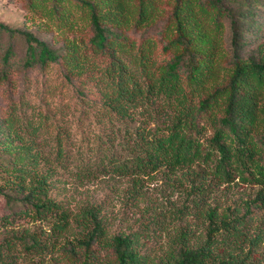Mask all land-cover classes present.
<instances>
[{
	"label": "trees",
	"instance_id": "obj_1",
	"mask_svg": "<svg viewBox=\"0 0 264 264\" xmlns=\"http://www.w3.org/2000/svg\"><path fill=\"white\" fill-rule=\"evenodd\" d=\"M82 2L89 9L90 42L109 61L98 78L101 83L96 82L101 130L95 135L94 167L80 166L79 176L108 174L140 183L155 171L183 169L181 176L187 174L200 193L211 187L210 182L256 184L252 200L264 206V57H242L235 49L226 82L216 83L224 66L216 57L217 41L203 25L210 18L218 29L220 15L231 16L236 45L237 11L223 0H174L170 21L161 31L167 38L162 48L172 55L160 60L154 54L157 38L146 35L132 50L134 39L121 29L131 20L134 25L150 24L160 0ZM0 28L24 37L26 63H44L61 55L69 68L82 67L75 45L60 52L29 30L3 22ZM8 55L5 50L2 58L8 61ZM5 120L10 134L6 146L13 145L18 153L0 171V194L8 206L1 222L21 227L0 243L1 262L8 257L16 263L19 256L29 255L38 256L33 264H42L48 254L58 250L75 254L78 248L93 261L91 246L96 243L113 249V264H152L154 257L150 260L138 249L139 231L108 236L97 206L73 212L52 195L55 167L69 157L60 134L51 156L35 137L36 123H20L14 112ZM19 150L26 153L23 161ZM204 197L193 199L197 209ZM201 212L208 219L205 238L190 243L181 232L156 255L155 264H261L252 259L251 248L243 251L238 243L245 233L237 217L220 215L209 204ZM23 221L27 224L21 225ZM34 221L35 227L28 224ZM67 231L71 236H65Z\"/></svg>",
	"mask_w": 264,
	"mask_h": 264
},
{
	"label": "rangeland",
	"instance_id": "obj_2",
	"mask_svg": "<svg viewBox=\"0 0 264 264\" xmlns=\"http://www.w3.org/2000/svg\"><path fill=\"white\" fill-rule=\"evenodd\" d=\"M82 1L0 0V22L12 28L29 30L60 52L67 45H75L78 48L76 54L84 61L82 67L69 68L60 55L58 59L44 63H26L24 37L0 28V171L5 167L4 163L14 159L18 153L13 145L6 146L10 134L5 119L14 112L18 122L37 124L35 137L51 156L57 136L63 137L69 157L55 167L52 195L73 212L84 206H97L108 236L139 231L138 249L150 260L154 257L152 264L157 261L156 255L162 253L170 240L181 232L186 233L190 243H198L205 238L208 219L201 211L208 204L216 207L220 215L237 217V225L245 233L244 240L238 243L243 246V251L251 248L252 259L264 264V206L252 200L256 184L238 180L220 184L210 182L211 187L200 193L192 188L187 174L181 176L183 169L155 171L145 175L140 183H134L129 177L108 174L92 178L79 176L80 166L94 167L95 135L101 130L98 120L101 81L98 78L109 61L108 55L90 42L89 9ZM223 1L238 13L235 35L239 41L236 45L232 41L235 28L231 16L220 15L218 29L212 19L203 20L204 27L217 41L216 57L224 66L216 82L219 84L228 78L235 49L242 57H264V0H245L246 3L244 0ZM173 4L174 0H160L157 16L150 24L134 25V20L124 23L126 25L121 29L129 39H134L132 50L139 46L144 36L150 35L157 38L154 54L158 59L172 55L162 48L167 38L161 36V31L170 21ZM5 50L9 51L8 61L2 58ZM121 54L125 57L126 50ZM19 153L21 160H25L26 153L20 150ZM202 194L205 197L199 201L197 209L193 199L200 198ZM7 210L5 199L0 194V243L21 227L15 225L11 228L1 222V215ZM26 224V221L21 222V225ZM28 224L35 227L36 221ZM72 231H67L65 236H71ZM91 248L96 260L91 261L84 249L78 248L75 254L65 250L48 254L42 264H95L97 260L101 264H113L115 253L111 247L95 243ZM28 256H19L16 263L4 257L0 264L37 262L38 256Z\"/></svg>",
	"mask_w": 264,
	"mask_h": 264
}]
</instances>
